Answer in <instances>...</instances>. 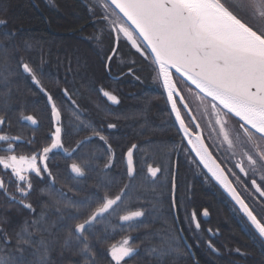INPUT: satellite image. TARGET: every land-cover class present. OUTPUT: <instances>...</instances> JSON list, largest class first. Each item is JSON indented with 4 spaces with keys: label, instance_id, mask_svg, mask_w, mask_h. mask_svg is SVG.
<instances>
[{
    "label": "trees",
    "instance_id": "trees-1",
    "mask_svg": "<svg viewBox=\"0 0 264 264\" xmlns=\"http://www.w3.org/2000/svg\"><path fill=\"white\" fill-rule=\"evenodd\" d=\"M103 15L100 4L90 0H0V19L7 21L0 25V116L6 118L4 133L22 137L14 144L16 154L38 151L50 143L46 137L52 131L47 99L18 67L20 62L29 63L38 76L43 74V86L61 107L64 147L72 150L88 138L71 158L60 150L49 154L55 184L52 186L49 179L32 180L33 189L25 198L32 209L17 202L20 197L14 180L9 183L10 177L0 169L9 196L17 197V201H11L0 190V229L9 238L8 245L0 240V255L22 256L24 264H40V242L44 241L49 248L47 264H89V256L80 253L82 244L73 241L64 246L68 228L77 221L60 219L62 213L67 216L74 210L56 203L61 199L59 193L73 200L92 194L101 198L120 194L129 183L123 154L135 144L136 176L128 195L120 210L96 224L89 237L95 264H113L108 250L126 237L136 249L126 258V264H264V242L190 152L151 62L136 53L122 36L117 44L110 23L101 19ZM114 47L118 51L109 62L107 57L113 55ZM109 63L110 68L105 66ZM130 67L132 73L128 72ZM65 89L78 105V112L64 97ZM101 89L116 95L119 103L110 102ZM21 113L32 115L37 124L21 120ZM109 123L116 127L109 129ZM94 130L105 136L115 153L107 169V145ZM73 162L85 166L83 177L70 172ZM149 163L162 169L156 178L147 173ZM172 173L176 174L174 192ZM173 200L178 208L172 206ZM124 209L144 212L133 222L135 229L120 222ZM205 209L209 213L206 219L202 217ZM193 211L199 229L190 223ZM33 220L39 224L33 226ZM25 227L32 233L34 244L23 246L21 254L16 251V234ZM161 251L166 254L160 255Z\"/></svg>",
    "mask_w": 264,
    "mask_h": 264
},
{
    "label": "snow or ice",
    "instance_id": "snow-or-ice-1",
    "mask_svg": "<svg viewBox=\"0 0 264 264\" xmlns=\"http://www.w3.org/2000/svg\"><path fill=\"white\" fill-rule=\"evenodd\" d=\"M100 6L105 10V15L101 19L112 24L110 33H115L116 43H119L122 35L136 53L151 62L156 73L155 78L162 84L171 112L175 114L179 125L178 131L184 134L183 138L199 158L200 164L207 169V173L239 205L240 212L247 217L255 233L264 241V200L255 201L253 205L247 203L227 175L231 173L237 184H247L250 179V187L264 198V26L257 28L240 15V11L244 10L250 12L253 18L264 21V0H100ZM109 7L113 9L111 15L115 16V20H110L107 14ZM6 23V20L0 19V25ZM117 51V47L112 49L113 55L107 57L109 62L113 60ZM105 66L110 68V63ZM18 67L22 68L23 73L31 78L32 84L46 97L51 109L52 131L46 137L50 143H46L30 155H18L14 144L22 137L4 133L2 126L6 118L0 116V142H3L0 144V152L5 153L0 155V169L3 170V175L10 177L9 183L14 180L15 192L19 194L20 199L17 201L16 195L9 196L8 185L2 177L0 190L11 201H17L24 208L32 209L30 203H25V198L33 189L32 180L49 179L52 186L55 184L56 178L48 164L49 154L60 150L66 157L71 158L88 138L79 141L77 147L72 150L64 147L62 109L58 106L56 98L43 86L41 82L43 74L38 76L37 70L27 62H20ZM128 72L132 73L133 69L130 67ZM185 89L200 102L206 112L210 106L211 116L214 117L215 126H218L219 135L222 137L221 143L226 144L228 150H233L241 142L253 146L256 150L255 156L248 151L243 152L247 167L243 160L235 163V168L239 169L243 176L233 172L227 163L222 167L221 163L217 162L220 153L214 154L209 150L212 145L205 143L201 125L184 94ZM101 92L113 104L119 103L116 95L103 89ZM63 95L71 100L78 112V105L71 99L66 89L63 90ZM182 111L186 113V117L182 116ZM186 118H190L187 119V123ZM233 118L238 125L235 141L227 128ZM20 119L32 125L37 124L32 115L24 116L21 113ZM76 119H80L78 114ZM81 123L84 124L83 121ZM84 127L87 128L89 125L84 124ZM107 127L113 129L116 125L109 123ZM94 135L107 145L106 151L110 157L109 163L105 164L107 169L112 165L115 153L111 144H108L105 136L98 130H94ZM241 136L244 137L243 141ZM33 142L34 138L28 141L29 144ZM136 148L137 145L133 144L123 154L129 183L120 190V194L114 197L106 194L102 198L92 194L81 200H73L64 193H59L61 199L56 203L62 204L65 210H74L67 216L62 213L60 219L77 221L68 228L64 246H70L73 241L82 244L80 253L89 256V264H95L89 237L93 234L96 224L107 215L120 210L124 196L128 195L131 181L135 179L133 157ZM235 155V151H232V156ZM227 159L224 157L225 161ZM69 169L75 177L85 175V166L82 163L73 162ZM161 171L160 167H154L151 163L147 165V173L153 178ZM258 173L260 183L256 178ZM172 178V188L175 191L177 187L175 173H172ZM100 186L107 185H98ZM94 203L96 207L93 209ZM172 206L178 208L175 200ZM86 210H90L89 214L81 219ZM57 211H60L59 207ZM208 214L207 209L202 212L203 216ZM143 215L142 210L124 209L123 214L119 215V220L129 229H135L136 225L133 222ZM190 223L195 224L197 229L200 228L195 211L191 214ZM38 224L39 221H32L33 226ZM0 233H3L2 229ZM0 240L5 245L9 243L6 233L0 235ZM16 240V251L21 254L24 251L23 246L30 247L34 244L32 233L28 232L27 227L16 234ZM40 247L42 248L40 264H47L48 245L41 241ZM208 247L215 251L211 243ZM135 251L130 244V238L126 237L119 244L111 245L108 255L113 264L122 262L126 264V258L131 257ZM153 252L156 250L153 249ZM165 254V251L160 253ZM0 264H24V261L22 256L17 259L12 255H0Z\"/></svg>",
    "mask_w": 264,
    "mask_h": 264
},
{
    "label": "flooded vegetation",
    "instance_id": "flooded-vegetation-1",
    "mask_svg": "<svg viewBox=\"0 0 264 264\" xmlns=\"http://www.w3.org/2000/svg\"><path fill=\"white\" fill-rule=\"evenodd\" d=\"M201 110L203 111V113H201L202 118L197 117V119L203 130L202 134L204 136V140L206 144L212 145L210 147V151H212L214 154H216L217 152L220 153V155L217 156V161L221 163L222 167L224 163H227V166L232 168L233 172L243 176V174L239 173V169L235 168V163L243 160L244 165L247 167V160L244 159L243 152L248 151L249 153L255 156L256 150L253 148V146L247 143H243V142L237 144L233 150H228L227 145L221 143L222 137L219 135L218 126H215L214 117L211 116L210 106L207 112L204 110V108H201ZM182 116L186 117V114L184 113L183 115L182 113ZM187 119L188 118H186V122H187ZM227 128L235 141L237 130H238V125L235 123V118H233V120L228 123ZM243 140H244V137L241 136V141ZM232 151H235L236 153L235 157L232 156ZM224 157H227L228 159L225 161ZM227 175L229 176V179L233 180L234 186L237 187V190L241 194V197L245 199L247 203H249L250 205H253L255 201L264 200V198H261L259 194L256 193L255 190L250 187V179L247 181V184L245 183L237 184L235 183V177L231 173H227ZM258 176H259V173L257 174L256 178L258 180V183H260Z\"/></svg>",
    "mask_w": 264,
    "mask_h": 264
},
{
    "label": "rangeland",
    "instance_id": "rangeland-1",
    "mask_svg": "<svg viewBox=\"0 0 264 264\" xmlns=\"http://www.w3.org/2000/svg\"><path fill=\"white\" fill-rule=\"evenodd\" d=\"M90 1H94V2H98L100 4V0H90ZM112 11L111 9H107V14L109 15L110 20H115V16H112ZM104 15H105V10L103 9ZM240 15L243 16L245 19L249 20L250 23H252L255 27L259 28L264 26V21L259 20V18H253L250 12L241 10L240 11ZM111 27L112 24L110 23ZM186 98H187V102L190 104L191 109L193 111V113L197 116L202 118L201 113H203V111L201 110V108H203L200 105V102L198 100L195 99V97L193 95H189L187 93V90L185 89L184 92ZM103 95V94H102ZM105 97V96H104ZM107 98V97H106ZM111 102V101H110ZM189 119V118H188ZM187 123V122H186ZM123 240V239H122ZM122 240L118 241L115 244H119Z\"/></svg>",
    "mask_w": 264,
    "mask_h": 264
},
{
    "label": "water",
    "instance_id": "water-1",
    "mask_svg": "<svg viewBox=\"0 0 264 264\" xmlns=\"http://www.w3.org/2000/svg\"><path fill=\"white\" fill-rule=\"evenodd\" d=\"M122 36V35H121ZM123 37V36H122ZM125 40V39H124ZM126 41V40H125ZM126 43L131 47V45H130V43H128L127 41H126ZM160 85H161V87H162V90H163V92H164V95H165V98H166V101H167V94H166V92H165V90L163 89V86H162V84L160 83ZM167 105H168V107H169V110H170V112H171V106H170V104H168V102H167ZM182 107V106H181ZM171 114H172V117H173V119H174V122H175V124H176V126H177V128L179 129V125H178V123L176 122V119H175V114H173L172 112H171ZM190 119V118H189ZM181 133V135H182V137H184V134L182 133V132H180ZM184 139V138H183ZM184 141H185V143L187 144V146H188V148H189V150H190V152L193 154V156H194V158L196 159V161L199 163V165L201 166V168L204 170V172L208 175V177L215 183V185L223 192V194L228 198V200L231 202V204L236 208V210L239 212V214L245 219V221L247 222V224L250 226V228L253 230V232L255 233V230L251 227V225H250V223L247 221V217H245L244 215H243V213L242 212H240V210H239V205L238 204H236V202L234 201V200H232V198L224 191V189L214 180V179H212L211 178V175L209 174V173H207V169H205L204 167H203V165L202 164H200V162H199V158L198 157H196V154L194 153V152H192L191 151V147H190V145H188V143H187V140L186 139H184ZM206 143V142H205ZM210 150V149H209ZM218 162V161H217ZM125 163H126V160H125ZM172 191L174 192V190H173V188H172ZM204 218H206L207 216H203ZM256 234V233H255ZM257 236H258V234H256ZM259 237V236H258ZM261 240V239H260ZM262 241V240H261ZM262 242H264V241H262Z\"/></svg>",
    "mask_w": 264,
    "mask_h": 264
},
{
    "label": "bare ground",
    "instance_id": "bare-ground-1",
    "mask_svg": "<svg viewBox=\"0 0 264 264\" xmlns=\"http://www.w3.org/2000/svg\"><path fill=\"white\" fill-rule=\"evenodd\" d=\"M191 147V146H190ZM195 153V152H194Z\"/></svg>",
    "mask_w": 264,
    "mask_h": 264
}]
</instances>
